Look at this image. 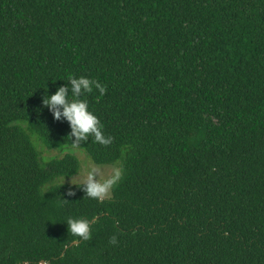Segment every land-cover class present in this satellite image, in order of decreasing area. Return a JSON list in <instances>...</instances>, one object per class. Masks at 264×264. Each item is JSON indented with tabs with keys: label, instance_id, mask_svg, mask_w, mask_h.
I'll return each instance as SVG.
<instances>
[{
	"label": "trees",
	"instance_id": "16d2710c",
	"mask_svg": "<svg viewBox=\"0 0 264 264\" xmlns=\"http://www.w3.org/2000/svg\"><path fill=\"white\" fill-rule=\"evenodd\" d=\"M81 76L107 147L43 105ZM66 145L122 161L103 201ZM41 261L264 264V0H0V264Z\"/></svg>",
	"mask_w": 264,
	"mask_h": 264
},
{
	"label": "clouds",
	"instance_id": "9594fccd",
	"mask_svg": "<svg viewBox=\"0 0 264 264\" xmlns=\"http://www.w3.org/2000/svg\"><path fill=\"white\" fill-rule=\"evenodd\" d=\"M93 86L99 90L101 95L106 93V87L97 81L90 80L86 77L71 78L68 85L61 86L57 89L55 94L45 96L43 98V105L46 106L52 113L55 120L60 121L64 118L69 123L71 132L68 138L74 141L72 145L78 147L82 142H86L89 136L94 137V142L102 146H109L113 142L111 136L105 137L102 132L99 119L88 110L87 101L81 99L85 93H91ZM69 95L73 99H69ZM100 171L92 168L84 181L82 186L85 196L91 199H98L103 201L107 198L113 187L119 182L122 173L119 169L114 170L113 174L103 181L98 179ZM69 196L75 195L71 190L67 193ZM66 201V200H65ZM88 219H74L68 218V231L74 236L81 238L84 241L91 239V223ZM109 242L116 244L117 238L110 237Z\"/></svg>",
	"mask_w": 264,
	"mask_h": 264
},
{
	"label": "rangeland",
	"instance_id": "374dc122",
	"mask_svg": "<svg viewBox=\"0 0 264 264\" xmlns=\"http://www.w3.org/2000/svg\"><path fill=\"white\" fill-rule=\"evenodd\" d=\"M33 138H36V137L32 136V139ZM34 141L36 140L34 139ZM38 148H40V146H38ZM66 152H71L72 154L76 156V158L78 159L80 163V168L77 171V173L74 174L73 176H70V177L60 176V177L55 178L54 181L56 182L68 183V184H72L76 182H84L87 177L88 172L92 168H96L100 171V175L98 176V179H100L101 181L111 176L114 170L116 169H119L120 171H122V161L120 159L112 163H108V164H96L89 158L88 155L85 154L83 150L78 149V148L70 149V146H67V145L60 147V148L54 147L50 150H45L41 148L42 156L45 159H50L52 157H59Z\"/></svg>",
	"mask_w": 264,
	"mask_h": 264
},
{
	"label": "water",
	"instance_id": "95a60500",
	"mask_svg": "<svg viewBox=\"0 0 264 264\" xmlns=\"http://www.w3.org/2000/svg\"><path fill=\"white\" fill-rule=\"evenodd\" d=\"M95 219V218H94ZM93 219V220H94ZM77 241H73L71 244L76 243ZM41 264H44V261H41Z\"/></svg>",
	"mask_w": 264,
	"mask_h": 264
}]
</instances>
